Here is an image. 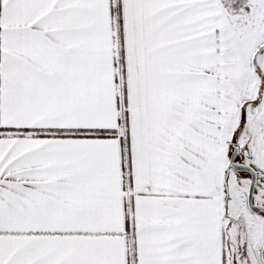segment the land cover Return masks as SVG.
Instances as JSON below:
<instances>
[{
  "label": "snow or ice",
  "instance_id": "snow-or-ice-1",
  "mask_svg": "<svg viewBox=\"0 0 264 264\" xmlns=\"http://www.w3.org/2000/svg\"><path fill=\"white\" fill-rule=\"evenodd\" d=\"M0 264H264V0H0Z\"/></svg>",
  "mask_w": 264,
  "mask_h": 264
}]
</instances>
